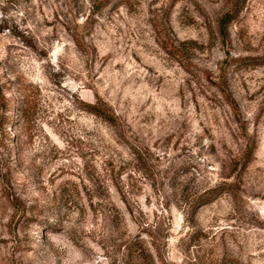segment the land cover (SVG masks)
<instances>
[{
    "label": "rangeland",
    "instance_id": "rangeland-1",
    "mask_svg": "<svg viewBox=\"0 0 264 264\" xmlns=\"http://www.w3.org/2000/svg\"><path fill=\"white\" fill-rule=\"evenodd\" d=\"M120 1L0 0V264H264V0Z\"/></svg>",
    "mask_w": 264,
    "mask_h": 264
},
{
    "label": "trees",
    "instance_id": "trees-1",
    "mask_svg": "<svg viewBox=\"0 0 264 264\" xmlns=\"http://www.w3.org/2000/svg\"><path fill=\"white\" fill-rule=\"evenodd\" d=\"M126 1L127 0H124V1L121 0L120 2H126ZM223 1H224L225 6L227 7V10L222 15V17L216 20V29L220 37L221 43L225 44L229 42L228 24L231 20L237 18L239 12L242 9L243 0H223ZM101 7L102 5H98L97 7H95L94 12H98ZM75 43L77 44V46H80V43L77 39H75ZM185 43H191V44L196 45V42L193 40H190L189 42L187 41ZM162 48L167 54L171 56H174V52H177L176 46L173 45L172 41L163 43ZM235 60L240 61L238 59H234V61ZM219 70H220L219 73L216 75L205 72V74H202L199 76V79H201L208 88L210 89L214 88L220 96L219 101H221L223 104L228 106L234 113L237 114L238 106L231 94V90H230V87H229V84L226 78L225 69L220 68ZM0 97L3 98V93L1 89H0ZM83 106H84L83 110H85L86 112L92 115L100 117L101 119H103L104 121L108 122L111 125L112 124L114 125L117 120L114 113H112L111 111H108L107 109L100 107L97 103L84 102ZM243 130H245V127H243ZM248 153L249 152L247 150V146H245V150H243L241 153V159H240L241 167H245V165L247 164ZM234 188H235L234 184H227V185L218 186L214 190L211 189L209 192H207V195H206L207 197L201 204H206L210 202V200L217 194V192H223V191L227 193L229 192V194L231 195L233 194L234 196L236 194L234 193L236 192ZM137 240H138V237L136 235L135 237L125 240L124 244L128 249H130L136 242H138ZM151 245L153 246V249L155 250L157 260H159L160 255H159L158 246L155 245L154 241L151 242ZM151 264H154V262H152Z\"/></svg>",
    "mask_w": 264,
    "mask_h": 264
}]
</instances>
